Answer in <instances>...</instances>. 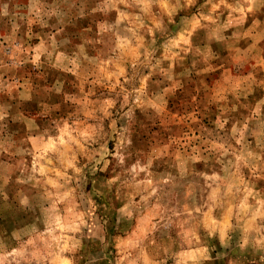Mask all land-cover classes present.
I'll return each mask as SVG.
<instances>
[{
	"label": "rangeland",
	"instance_id": "374dc122",
	"mask_svg": "<svg viewBox=\"0 0 264 264\" xmlns=\"http://www.w3.org/2000/svg\"><path fill=\"white\" fill-rule=\"evenodd\" d=\"M0 264H264V0H0Z\"/></svg>",
	"mask_w": 264,
	"mask_h": 264
}]
</instances>
